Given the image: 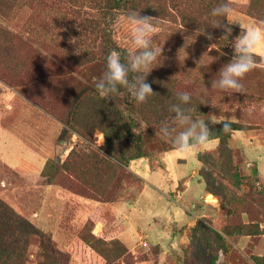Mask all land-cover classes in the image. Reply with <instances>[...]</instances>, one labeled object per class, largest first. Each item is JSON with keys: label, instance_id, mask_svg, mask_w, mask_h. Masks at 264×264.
<instances>
[{"label": "rangeland", "instance_id": "374dc122", "mask_svg": "<svg viewBox=\"0 0 264 264\" xmlns=\"http://www.w3.org/2000/svg\"><path fill=\"white\" fill-rule=\"evenodd\" d=\"M30 1L15 5L9 21L0 18L16 33L26 63L23 72L0 67V200L46 234L45 241L29 238L24 264H264V67L246 74L241 93L211 87L232 60L233 44L184 25L170 2L171 18L154 21L152 46L162 53L151 73L191 94L200 106L191 101L193 115L208 126L211 113L245 129L212 136L214 147L185 157L158 134L171 118L148 124L138 116L132 133L145 155L123 164L104 152L103 132L84 137L66 124L76 96L95 90L106 70L99 59L81 65L65 59L95 51L93 2ZM185 2L196 11L197 2ZM229 6L239 29V22H264V0H229ZM122 101L115 102L127 118ZM91 236L116 239L126 252L108 263L86 243Z\"/></svg>", "mask_w": 264, "mask_h": 264}, {"label": "trees", "instance_id": "16d2710c", "mask_svg": "<svg viewBox=\"0 0 264 264\" xmlns=\"http://www.w3.org/2000/svg\"><path fill=\"white\" fill-rule=\"evenodd\" d=\"M23 1L0 0V18L9 21L12 18L11 15L15 5L23 6ZM35 1L36 3L38 2L39 6L40 4H46L44 0ZM91 1L97 12L95 17L91 19V31L89 32L94 36L93 45L95 46V51L66 53L65 59L73 64L81 65L96 59L106 63V56L112 50L119 52L122 62H126L130 53V44L124 43L125 39H129L128 33L125 32L127 30L126 25H124V22L128 24V13L137 11L142 16H151L156 19L171 18L173 14L169 6L170 2H172L173 8H176L179 12L181 22L184 25L193 24L192 26L203 30L208 35L220 38V44L222 45L233 44L234 39L241 33V29L234 24H229L226 18L222 20V24L231 28L230 33L225 30V27L214 28L210 25L212 20L222 19L212 17L211 11L219 4L224 3L225 0H194V3L197 2L196 11L189 6L186 7V0H176V5L174 0ZM227 2L229 3V0ZM30 3H34V0H31ZM191 11H193L194 15H189ZM118 19L121 20V25L116 27L113 23ZM15 37V32L0 24V67L9 69L11 72H14L13 70L23 72L26 63L20 57V51L15 44ZM88 46L90 44L84 47V50H88ZM79 49L83 50V48ZM146 82L151 84L156 94L149 97L147 102L142 104H138L124 88H120L117 93L112 94L113 97L107 99L101 98L96 89L80 93L73 102L70 117L67 119L66 124L84 137H91L95 131L103 132L106 139L104 152L123 164L144 157L145 152L142 141L139 136L135 137L132 133L136 117H143L148 124L160 123L166 117L172 118L173 114L169 111V107L171 104L178 103L176 94L179 93L172 90V81L169 79L162 81V78L154 73L150 72L148 74ZM121 97L129 113L127 118L117 102H115L119 101ZM191 101L194 103V100ZM194 105L197 108L200 107L195 103ZM221 121L229 122L230 130L223 132L222 123L210 124L209 128L212 131V136L222 137L225 134L245 129L244 124L239 122ZM125 141L133 147L129 146L126 150L119 149L118 144ZM74 154L75 152L72 150L68 157H72ZM68 161L63 162L60 168L68 165ZM77 166L79 165H74V167ZM32 235L39 236L43 241L46 239V234L43 231L17 215L8 204L0 200V264H24L23 253ZM216 241L222 249L225 248L220 236ZM86 243L108 263L114 262L126 252L124 245L116 239H112L109 243L91 236L90 239L86 240ZM107 245H109L108 248H106Z\"/></svg>", "mask_w": 264, "mask_h": 264}, {"label": "clouds", "instance_id": "9594fccd", "mask_svg": "<svg viewBox=\"0 0 264 264\" xmlns=\"http://www.w3.org/2000/svg\"><path fill=\"white\" fill-rule=\"evenodd\" d=\"M232 9L227 0L211 11L215 18L211 22L214 28L225 27L230 33L231 28L222 24L223 19L229 20ZM155 17L142 16L140 12L132 11L127 15V22L131 28V43L134 51L130 52L126 62H122L120 53L110 51L106 56V70L95 82V87L101 98L113 97L120 88L126 89L138 104L146 103L148 98L155 95L151 84L147 83V76L153 65L161 56L162 48H153V39L158 33ZM239 22V21H235ZM242 29L239 36L233 41V58L219 70V79L213 80L211 87L223 91L232 90L241 93L243 85L241 80L250 71L257 67H264V22L259 26H247L239 22ZM209 39L211 35L209 34ZM261 56L257 63L256 56ZM131 77V78H130ZM178 103L171 104L169 111L173 114L170 122H162L158 134L170 140L177 154L191 156L201 149L207 150L215 146L206 120L197 119L190 107L192 96L188 92L176 94ZM230 119V118H229ZM207 121L212 124L222 123L223 132L230 130V123L218 121L216 115L209 114Z\"/></svg>", "mask_w": 264, "mask_h": 264}]
</instances>
